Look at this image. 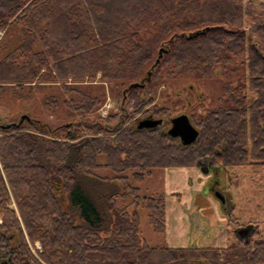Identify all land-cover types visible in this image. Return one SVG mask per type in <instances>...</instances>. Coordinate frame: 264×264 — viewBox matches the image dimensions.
Segmentation results:
<instances>
[{
	"label": "trees",
	"instance_id": "obj_1",
	"mask_svg": "<svg viewBox=\"0 0 264 264\" xmlns=\"http://www.w3.org/2000/svg\"><path fill=\"white\" fill-rule=\"evenodd\" d=\"M14 23L21 24L20 42L0 59V96L60 83L72 93L62 103L89 115L104 98L83 92V81L129 85L119 101L124 112L105 120L73 128L31 118L0 127V264H264V236L253 226L227 247L150 246L139 208L147 209L155 232H166L165 196H141L130 183L206 158L216 168L264 166V4L0 0V34ZM148 33L152 39L144 37ZM238 66L247 71L245 82L228 81L218 107L190 114L200 129L191 145L160 127L129 124L153 102L141 89L185 76L210 78L216 69L236 75ZM84 133L89 136L81 139ZM102 169L116 176L103 177ZM127 194L131 202L120 206Z\"/></svg>",
	"mask_w": 264,
	"mask_h": 264
},
{
	"label": "rangeland",
	"instance_id": "obj_2",
	"mask_svg": "<svg viewBox=\"0 0 264 264\" xmlns=\"http://www.w3.org/2000/svg\"><path fill=\"white\" fill-rule=\"evenodd\" d=\"M252 1L256 5L264 4V0ZM20 29L21 24L14 23L0 34V59L20 42ZM144 37L153 38L150 33ZM246 76V69L238 66L236 75H229L226 70L216 69L210 78L193 75L152 84L140 91L146 93V97L153 98V102L144 109L154 113L160 108H178L176 112L161 116L167 120L165 119L166 122L160 129H166L170 126L167 121L178 115L187 112L199 115L215 109L221 104L227 82L244 83ZM128 85L99 78L83 81L79 85L82 86L83 92L98 94L104 98L101 106L89 115L73 111L62 103L64 99H70L72 93L60 83L41 86L33 92L26 87L20 90L18 95L9 91L0 96V121L14 123L23 115H28L35 120L48 122L51 126L75 128L80 121H100V118L105 120L109 115L121 112L119 103L121 92ZM247 94L251 97L250 93ZM52 98L57 100L56 104L46 106L45 102ZM143 113L134 115L129 124L142 118ZM88 136L89 134L84 133L81 139ZM174 140L178 142L177 139ZM78 149L79 147L72 149L71 162ZM98 173L103 177L116 176L110 170L102 169ZM124 173L126 175V172ZM104 182L102 184L107 188L108 180ZM113 183H117L120 188L123 187L120 181L113 180ZM130 183L141 189V196L158 193L165 196L166 232H155L149 222L147 209L143 205L139 208L141 234L150 246L227 247L236 244L239 237L244 238L237 235L239 229H251L252 226L259 227L261 235L264 236V166L232 168L212 166L206 171L199 166L155 169L151 176L143 180L130 179ZM131 200L132 195L127 194L119 198L118 204L124 206ZM39 245L37 243L36 247Z\"/></svg>",
	"mask_w": 264,
	"mask_h": 264
},
{
	"label": "water",
	"instance_id": "obj_3",
	"mask_svg": "<svg viewBox=\"0 0 264 264\" xmlns=\"http://www.w3.org/2000/svg\"><path fill=\"white\" fill-rule=\"evenodd\" d=\"M163 54V50L159 51V58L157 63L160 61V57ZM151 75V74H150ZM150 80V77L148 78ZM135 87H144V83L133 84ZM25 120L30 121L31 117L28 115H23L18 122L14 123H3L0 125L2 129L8 130L12 127L22 124ZM162 123L161 119H145L140 122L139 128H154ZM169 135L172 137H180L184 145H191L194 143L198 136L199 130L191 123L187 114H181L172 119V127L168 131ZM206 165L205 162L199 161L198 166ZM203 170H208V167L203 168ZM242 232H247V230H241Z\"/></svg>",
	"mask_w": 264,
	"mask_h": 264
},
{
	"label": "flooded vegetation",
	"instance_id": "obj_4",
	"mask_svg": "<svg viewBox=\"0 0 264 264\" xmlns=\"http://www.w3.org/2000/svg\"><path fill=\"white\" fill-rule=\"evenodd\" d=\"M188 109H190V107L188 108ZM120 110H123V112H124V109L123 108H120ZM188 111V110H187ZM144 113H143V117L142 118H138V119H136L133 123H131V124H133L134 125V127L135 128H138V129H141V128H139L138 126H139V124H140V122L141 121H143V120H145V119H161L162 120V123L161 124H159L158 126H156V127H162L163 125H164V123L166 122L165 121V119L166 118H162V117H159L158 118V115H156V114H154L152 111H149V112H147V109H145L144 111H143ZM187 114H189V112H187ZM125 116H127V113H125ZM188 117H190L191 118V116H190V114H189V116ZM189 118V119H190ZM167 120V119H166ZM191 121V123L196 127V128H198V130L200 131V129H199V127H198V125L197 124H195L194 122H192V120H190ZM169 124H170V126H168V128H166V129H164L166 132H167V134L169 135V133H168V131H169V129L172 127V120L170 119L169 121H167ZM155 127V128H156ZM147 129V128H146ZM149 129V128H148ZM170 136V135H169ZM170 137H172V136H170ZM172 138H174V139H177L178 141H180L182 144H183V142L181 141V139H180V137H172ZM184 145V144H183ZM203 162H205L206 163V165H200L199 167L200 168H205V167H212L213 166V159L212 158H206ZM198 166V165H197ZM221 196V195H220ZM223 198V197H222ZM242 229H239L238 231H237V235L238 236H241V237H247V236H249V234H250V229H243V230H247V232H242L241 231Z\"/></svg>",
	"mask_w": 264,
	"mask_h": 264
},
{
	"label": "crops",
	"instance_id": "obj_5",
	"mask_svg": "<svg viewBox=\"0 0 264 264\" xmlns=\"http://www.w3.org/2000/svg\"><path fill=\"white\" fill-rule=\"evenodd\" d=\"M182 168H186V167H182ZM167 229V227H166ZM170 247H187V246H170ZM204 247H214V246H204ZM216 247H222V246H216Z\"/></svg>",
	"mask_w": 264,
	"mask_h": 264
},
{
	"label": "built area",
	"instance_id": "obj_6",
	"mask_svg": "<svg viewBox=\"0 0 264 264\" xmlns=\"http://www.w3.org/2000/svg\"><path fill=\"white\" fill-rule=\"evenodd\" d=\"M37 248H39V249H40V245H39Z\"/></svg>",
	"mask_w": 264,
	"mask_h": 264
}]
</instances>
